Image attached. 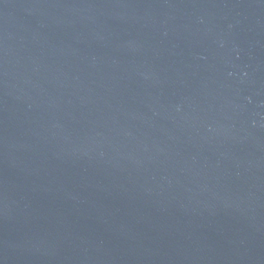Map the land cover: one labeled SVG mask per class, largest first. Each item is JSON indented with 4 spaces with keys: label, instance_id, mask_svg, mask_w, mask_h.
<instances>
[{
    "label": "water",
    "instance_id": "obj_1",
    "mask_svg": "<svg viewBox=\"0 0 264 264\" xmlns=\"http://www.w3.org/2000/svg\"><path fill=\"white\" fill-rule=\"evenodd\" d=\"M0 264H264V0H0Z\"/></svg>",
    "mask_w": 264,
    "mask_h": 264
}]
</instances>
